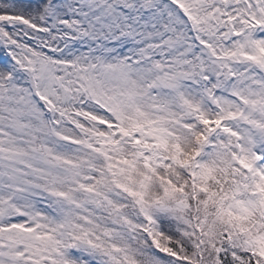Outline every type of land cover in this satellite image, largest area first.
Wrapping results in <instances>:
<instances>
[{"label": "snow or ice", "instance_id": "snow-or-ice-1", "mask_svg": "<svg viewBox=\"0 0 264 264\" xmlns=\"http://www.w3.org/2000/svg\"><path fill=\"white\" fill-rule=\"evenodd\" d=\"M0 264H264V0H0Z\"/></svg>", "mask_w": 264, "mask_h": 264}]
</instances>
